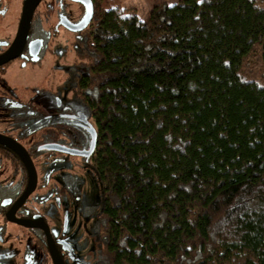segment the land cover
Listing matches in <instances>:
<instances>
[{
  "label": "trees",
  "instance_id": "1",
  "mask_svg": "<svg viewBox=\"0 0 264 264\" xmlns=\"http://www.w3.org/2000/svg\"><path fill=\"white\" fill-rule=\"evenodd\" d=\"M67 83L93 118L84 264H264V0H89Z\"/></svg>",
  "mask_w": 264,
  "mask_h": 264
},
{
  "label": "flooded vegetation",
  "instance_id": "2",
  "mask_svg": "<svg viewBox=\"0 0 264 264\" xmlns=\"http://www.w3.org/2000/svg\"><path fill=\"white\" fill-rule=\"evenodd\" d=\"M22 5L0 0V59L16 36ZM84 13L80 0H40L16 56L0 63V264H54L43 224L63 264H84L92 254L100 196L90 172L95 125L66 78L87 24L73 27ZM64 29L71 33L66 47ZM31 172L35 185L26 193ZM79 239L88 244L82 252Z\"/></svg>",
  "mask_w": 264,
  "mask_h": 264
},
{
  "label": "water",
  "instance_id": "3",
  "mask_svg": "<svg viewBox=\"0 0 264 264\" xmlns=\"http://www.w3.org/2000/svg\"><path fill=\"white\" fill-rule=\"evenodd\" d=\"M40 0H23V5H22V12H21V16H20V20H19V24L17 27V32H16V36L12 42V44L10 45V47L8 48V50L1 56L3 57L2 59H0V63L13 58L14 56H16L18 50L21 48L22 43L25 40L26 37V33H27V29L29 26V21H30V17L32 14L33 9L35 8V6L38 4ZM84 6H85V13L84 16L81 20V22L79 23V25L73 27L74 30H78L80 28H82L85 24H87V22L90 19V15H91V3L89 0H80ZM95 136L96 133L95 131H93V137H92V141H91V148L94 146L95 143ZM24 158V157H23ZM27 161L30 162V159L28 157V155H25V158ZM32 173L30 182L28 183L27 189H26V193H29L30 190H32L34 188L35 185V178H34V173ZM21 223H23V225H27V226H34L37 225L39 226L38 223H33V222H26V221H21ZM42 226V225H41ZM46 232V236H47V243L50 249V254L52 257V260L54 262V264H63L59 255L57 254V251H55L54 248V244L52 241V238L48 232V228L45 224H43L42 226Z\"/></svg>",
  "mask_w": 264,
  "mask_h": 264
},
{
  "label": "rangeland",
  "instance_id": "4",
  "mask_svg": "<svg viewBox=\"0 0 264 264\" xmlns=\"http://www.w3.org/2000/svg\"><path fill=\"white\" fill-rule=\"evenodd\" d=\"M162 1H166L168 4L175 2L176 0H110V2L112 4H117L120 5L121 7H133L135 8L137 15L140 17V19L145 18L146 13L148 12V10L154 5V4H158ZM68 5L70 6H76V4L73 3H69ZM79 8L77 10V12H79ZM77 12L75 13V16L73 17V19H75L77 17ZM71 19V20H73ZM63 42L65 43L64 47H66V43L68 42V40L71 39V33L67 30H63ZM68 37V38H66ZM63 43V44H64ZM62 38H61V44L62 45ZM68 57H67V61H69L70 59L73 58V55L71 53H68ZM75 225V223H71L70 228H73ZM82 239H79V245L82 246L81 252L87 249V242L85 241V244H82L84 241H81Z\"/></svg>",
  "mask_w": 264,
  "mask_h": 264
}]
</instances>
